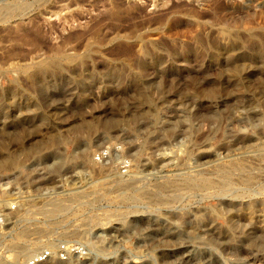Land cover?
Segmentation results:
<instances>
[{
  "label": "rangeland",
  "instance_id": "rangeland-1",
  "mask_svg": "<svg viewBox=\"0 0 264 264\" xmlns=\"http://www.w3.org/2000/svg\"><path fill=\"white\" fill-rule=\"evenodd\" d=\"M263 85L264 0H0V264H264Z\"/></svg>",
  "mask_w": 264,
  "mask_h": 264
},
{
  "label": "built area",
  "instance_id": "built-area-1",
  "mask_svg": "<svg viewBox=\"0 0 264 264\" xmlns=\"http://www.w3.org/2000/svg\"><path fill=\"white\" fill-rule=\"evenodd\" d=\"M12 185V177L11 176H6V177H0V226L3 225V222L5 220V214H4V203L6 202L10 204V211H14L15 204H17V201L14 199H11V201H8V198L4 199V195H8V193L14 194V188L11 186ZM50 254L48 251H40L38 255L31 257L29 262L31 264L33 263H38L43 260H46L49 258Z\"/></svg>",
  "mask_w": 264,
  "mask_h": 264
},
{
  "label": "bare ground",
  "instance_id": "bare-ground-1",
  "mask_svg": "<svg viewBox=\"0 0 264 264\" xmlns=\"http://www.w3.org/2000/svg\"><path fill=\"white\" fill-rule=\"evenodd\" d=\"M18 7V6H17ZM32 31V30H31ZM151 37V36H150ZM11 38V37H10ZM33 39V38H32ZM135 54V53H134ZM134 63V62H133ZM233 73V77H234V80H236V82H239L241 80V76H242V72L241 70L238 68V67H234V70L232 71ZM264 86V85H263ZM142 98V97H141ZM149 99V98H148ZM147 100H145L146 102H149ZM142 100V99H141ZM144 101V102H145ZM151 102V101H150ZM135 108V107H134ZM144 118V117H143ZM147 118V117H146ZM111 123V121H110ZM106 124V123H105ZM108 125H110L109 123H107ZM106 124V126H107ZM113 124V123H112ZM111 124V125H112ZM78 126V125H77ZM222 127V126H221ZM76 129V128H75ZM79 130V129H78ZM227 130V129H226ZM47 139V138H46ZM19 140V139H18ZM53 141V143H52ZM55 140H53V136H50L48 137V140L46 141V146L49 148L51 146V144H54ZM40 145V144H39ZM44 145V144H43ZM35 146V145H34ZM42 147V146H41ZM5 148V147H4ZM36 148V147H35ZM3 151V150H2ZM17 159V158H16ZM16 159H14V157H11V156H5L4 158L2 157V159H0V168L2 169L3 167L5 168L6 166H9V165H14L16 163ZM21 170V169H20ZM224 170V169H223ZM222 170V171H223ZM226 171V170H225ZM232 172V171H231ZM239 172V171H238ZM21 177V176H20ZM228 178V177H227ZM209 180V179H208ZM212 186V185H211ZM76 199V198H75ZM48 211V210H46ZM50 215V213H49ZM236 242V241H235ZM105 251V250H104Z\"/></svg>",
  "mask_w": 264,
  "mask_h": 264
}]
</instances>
